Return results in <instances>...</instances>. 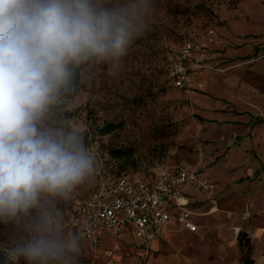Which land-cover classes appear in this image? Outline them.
Here are the masks:
<instances>
[{
    "label": "rangeland",
    "instance_id": "obj_1",
    "mask_svg": "<svg viewBox=\"0 0 264 264\" xmlns=\"http://www.w3.org/2000/svg\"><path fill=\"white\" fill-rule=\"evenodd\" d=\"M263 15L264 0H154L149 28L134 41L118 66L89 64L84 69L82 84L73 97H64L49 121L63 122L85 133L98 161L94 178L80 186L70 201L57 203L66 229L77 230L74 216L85 198L102 182L122 174L149 176L163 168L183 165L202 169L213 177L231 151V146L223 147L213 135L228 132V123L206 117L198 109L197 99L208 94L213 104L220 105L223 89L251 94L264 90V43L253 44L245 54L229 52L244 45L238 38L244 33L231 25L249 20L244 27L251 29L257 23L255 18ZM210 28L216 30L218 40L208 45L213 69L192 72L191 92L176 87L168 78L172 49L189 40L200 42ZM200 82L205 88L198 87ZM110 122L118 127L106 135L98 133ZM234 132H239L236 124ZM117 151H121L120 156ZM209 194L197 191L194 195L197 200L192 208L201 213V229L195 233L183 230L178 237L160 240L163 248L150 254L151 264L250 261L252 246L243 232L239 250L229 249L230 241L224 249L226 240L208 232L201 206L210 200ZM17 239L12 225L0 224V261L4 250ZM137 260L132 240L113 243L104 239L95 251L83 240L80 264H138ZM19 264L25 261L21 259Z\"/></svg>",
    "mask_w": 264,
    "mask_h": 264
},
{
    "label": "clouds",
    "instance_id": "obj_2",
    "mask_svg": "<svg viewBox=\"0 0 264 264\" xmlns=\"http://www.w3.org/2000/svg\"><path fill=\"white\" fill-rule=\"evenodd\" d=\"M153 15L154 0H0V224L18 235L0 264H80L57 203L98 161L85 133L49 121L80 69L118 66Z\"/></svg>",
    "mask_w": 264,
    "mask_h": 264
},
{
    "label": "crops",
    "instance_id": "obj_3",
    "mask_svg": "<svg viewBox=\"0 0 264 264\" xmlns=\"http://www.w3.org/2000/svg\"><path fill=\"white\" fill-rule=\"evenodd\" d=\"M255 21L257 23H254L255 26L251 29L244 27L245 23L250 22L249 20H241L238 25H231L232 28L237 26L239 32L244 33V37L238 36L240 40H243L244 45L237 51L230 48L229 52L245 54L251 50L253 44L264 43V15L256 17ZM209 44L211 43H206L205 61L211 64ZM204 70L206 69H198L199 73L206 72ZM203 87L205 88V85ZM223 90L219 98L220 105L213 104L208 99V94H205V97L199 96L197 99L198 109L206 117L228 123V132L214 133L213 136L220 139L223 147L231 146L226 161L213 172L211 178L218 185V189L209 194V201L202 203V214H204L208 232L219 234L226 240L223 242L224 249H228V241H230L229 249L239 250V235L243 232L252 246L251 264H264V90L258 89L254 94L238 93L236 89ZM226 106L229 108L225 109ZM235 124L239 132H234ZM197 191L203 192L198 187H192L186 194L187 208L192 211V220L198 225L197 231L182 227L177 221L172 220L166 226V236L178 237L183 230L195 233L201 229V213L192 208V204L197 200L194 196ZM225 202L228 206H223ZM178 212L179 209H175L173 214L176 215ZM166 236H160L153 242L151 254L155 255L160 248H163L160 240ZM104 239L115 243L109 234H105ZM124 240L134 242L138 251L139 264L141 242L131 228L126 229L121 235L119 241ZM218 263V259L217 262L207 261V264ZM147 264H151L149 259ZM227 264L246 263L240 260L229 261Z\"/></svg>",
    "mask_w": 264,
    "mask_h": 264
},
{
    "label": "built area",
    "instance_id": "obj_4",
    "mask_svg": "<svg viewBox=\"0 0 264 264\" xmlns=\"http://www.w3.org/2000/svg\"><path fill=\"white\" fill-rule=\"evenodd\" d=\"M203 40L187 41L172 49L168 78L178 88L192 91L191 74L198 69H213L205 61L206 43L217 40L216 30L207 29ZM199 88L203 83L198 84ZM192 187L213 193L218 185L209 172L175 165L163 168L154 175L121 176L102 182L79 205L74 223L84 241L95 251L105 234L118 242L131 228L141 242L139 264H147L153 242L166 236V226L177 221L182 227L197 231L192 211L187 208L186 194ZM175 209H179L174 215Z\"/></svg>",
    "mask_w": 264,
    "mask_h": 264
},
{
    "label": "trees",
    "instance_id": "obj_5",
    "mask_svg": "<svg viewBox=\"0 0 264 264\" xmlns=\"http://www.w3.org/2000/svg\"><path fill=\"white\" fill-rule=\"evenodd\" d=\"M87 66H88V65L83 66V67L80 69V73H81V75H80V77H79V81H78V83H77L76 88H78V87L82 84L83 71H84V69H85ZM76 88H75V89H76ZM75 89H74V90H75ZM74 90H73L70 94H66L65 97H67V98H71V97H73ZM117 127H118L117 124H115V123H111V122H110V123H107V124H105L104 126H102V127L98 130V133H100L101 135H106V134H108V133H111V132H112L113 130H115ZM116 154H118V155L120 156V155H121V151H117ZM121 176H125V174H122V175H120V176H118V177H121ZM118 177H116V178H118ZM77 211H78V209H77ZM77 211H76L75 215L77 214ZM246 264H251V261L246 262Z\"/></svg>",
    "mask_w": 264,
    "mask_h": 264
}]
</instances>
